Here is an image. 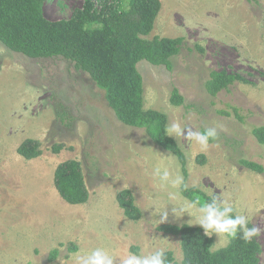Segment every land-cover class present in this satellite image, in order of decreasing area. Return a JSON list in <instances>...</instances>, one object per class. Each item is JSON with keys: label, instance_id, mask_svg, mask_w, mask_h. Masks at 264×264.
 Segmentation results:
<instances>
[{"label": "rangeland", "instance_id": "obj_1", "mask_svg": "<svg viewBox=\"0 0 264 264\" xmlns=\"http://www.w3.org/2000/svg\"><path fill=\"white\" fill-rule=\"evenodd\" d=\"M87 1L97 11L125 6L116 0H46L43 15L70 20ZM160 2L146 39L182 38L180 51L170 59V69L140 61L137 71L144 110L162 113L166 127L179 122L185 131L178 139L167 135L185 156V177L178 159L143 129L116 119L104 92L73 63L61 57L30 59L0 43V264H75L74 254L96 248L116 257L114 264L128 252L146 255L164 248L180 264L179 239L156 228L194 221L187 213H172L176 202L153 175L157 167H167L187 188L215 199L216 206L224 209L228 201L235 215L248 217L259 229L257 264H264V145L252 134L264 128V0ZM211 72L236 74L247 83L236 82L212 97L205 90ZM174 90L182 98L179 105L171 103ZM207 128H215L217 137L200 151L186 133ZM26 139L39 142L38 158L17 154ZM54 145L63 148L54 154ZM67 160L81 166L89 193L84 204H66L54 188V171ZM242 160L263 172L244 168ZM122 190L131 192L140 210L136 221L117 204ZM211 237L212 249L223 242L217 234ZM52 250L58 254L49 261Z\"/></svg>", "mask_w": 264, "mask_h": 264}, {"label": "trees", "instance_id": "obj_2", "mask_svg": "<svg viewBox=\"0 0 264 264\" xmlns=\"http://www.w3.org/2000/svg\"><path fill=\"white\" fill-rule=\"evenodd\" d=\"M45 1L0 0V43L11 52L30 59L61 57L73 63L76 70L86 73L104 92L106 104L116 119L125 126L143 129L156 146L178 159L185 177V156L176 142L165 134V116L143 108V84L137 71L140 61L170 69V59L180 51L182 38L146 39L160 12V0H116L119 4L124 2L125 6L102 7L99 11L94 10L87 1L75 17L59 21L45 19ZM236 82L247 83L236 74L211 72L205 90L215 97ZM171 103H182L176 90L172 92ZM252 134L260 145H264L263 127L254 128ZM62 148V145H54L51 151L57 154ZM16 152L25 160H33L41 155L40 144L36 140L26 139ZM197 162L202 164L203 156H199ZM240 163L250 171L263 172L261 166L252 162L242 160ZM53 185L66 204L81 205L88 201L89 193L77 161L60 163L54 171ZM184 185L180 187L184 198L213 203L200 190L184 188ZM116 201L127 219L136 221L141 217L129 190L120 191ZM217 209L223 211L219 206ZM229 215L233 219L236 217L234 212ZM248 227L251 228V225L248 224ZM156 229L179 239L183 254L180 264L258 263L256 237L250 243H245L239 226L237 237L219 251H212L213 238L205 236L201 227L163 224ZM69 251L75 252L76 248L70 247ZM57 254V250H52L48 260L54 261ZM166 255V264H174L172 253L167 252Z\"/></svg>", "mask_w": 264, "mask_h": 264}, {"label": "clouds", "instance_id": "obj_3", "mask_svg": "<svg viewBox=\"0 0 264 264\" xmlns=\"http://www.w3.org/2000/svg\"><path fill=\"white\" fill-rule=\"evenodd\" d=\"M165 134L174 136L177 139L185 135V131L179 122H173L165 128ZM217 132L215 128H207L203 132L188 131L186 138L194 141L200 146V151H206L210 140H215ZM153 175L158 178L162 189H171L168 194L169 201H175V206L171 211L176 217H181L187 213L194 222L189 225L199 224L204 229L205 236L217 234L218 237H223V242L219 247H224L230 241L237 237L238 226L241 238L245 243H250L254 237L259 235V229L256 227H248L249 218L244 215H236L230 218L231 213L235 211L234 207L226 201V206L223 211H218L215 199L213 203L199 200H188L184 198L177 189L182 184V177L179 175L173 177L167 167H157L154 169ZM186 188V185H184ZM171 204V203H169ZM167 212L162 213V218H166ZM219 247L212 251H219ZM167 249L158 248L155 251L146 255H137L132 252L120 260V264H166ZM114 257L103 248H96L90 252L74 254L75 264H114Z\"/></svg>", "mask_w": 264, "mask_h": 264}]
</instances>
